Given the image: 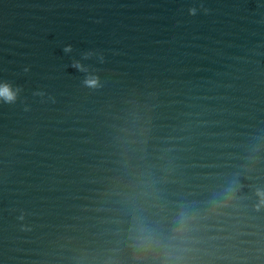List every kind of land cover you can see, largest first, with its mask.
I'll return each mask as SVG.
<instances>
[{"label":"water","instance_id":"water-1","mask_svg":"<svg viewBox=\"0 0 264 264\" xmlns=\"http://www.w3.org/2000/svg\"><path fill=\"white\" fill-rule=\"evenodd\" d=\"M0 81V264H264V0H0Z\"/></svg>","mask_w":264,"mask_h":264},{"label":"clouds","instance_id":"clouds-1","mask_svg":"<svg viewBox=\"0 0 264 264\" xmlns=\"http://www.w3.org/2000/svg\"><path fill=\"white\" fill-rule=\"evenodd\" d=\"M194 11V9H190V12ZM70 46H66V49ZM75 67H79V63L76 62L74 64ZM84 83L89 86H93L96 84V78L95 77H89L86 78ZM16 97V90L13 89L7 82L0 81V99L4 100L5 102H10L14 100ZM258 196L262 198V202H264V192H258Z\"/></svg>","mask_w":264,"mask_h":264}]
</instances>
